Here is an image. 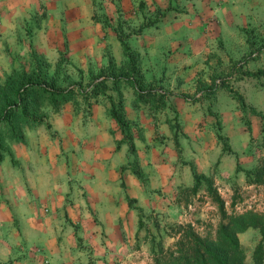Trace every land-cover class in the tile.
I'll return each instance as SVG.
<instances>
[{"label":"rangeland","instance_id":"obj_1","mask_svg":"<svg viewBox=\"0 0 264 264\" xmlns=\"http://www.w3.org/2000/svg\"><path fill=\"white\" fill-rule=\"evenodd\" d=\"M170 8L182 12L185 7L177 4ZM195 10V15L187 12V17L204 15ZM162 16L158 9L153 15L146 12L140 28L151 27L155 19ZM97 19L105 29H116L123 35L136 31L122 20L113 23L115 28H111L106 16L99 14ZM259 19L239 22V29L234 27V34L241 35L242 45L236 46L237 38L226 34L223 41H217L216 52H211L212 44L205 46L207 51L198 55L205 61L204 66L193 75L184 66L171 71L137 69V55L132 73L125 70L124 59L110 69L107 62L100 67L80 70L70 64L66 52L56 58L40 53L36 47L37 39L30 36V47L25 55H5V60L9 58L16 62V71L20 72L19 66L24 65L26 73L33 71L48 82L54 76L55 85L71 89L73 94L59 104L57 110L49 106L44 96L37 97L34 118L41 122L22 124L19 139L9 138L10 133L0 130V161H17L15 153L25 148L29 141L26 132L36 128L44 130L49 113L59 112L67 106L75 114L86 117L94 104L101 103L108 111L110 99L115 102L119 93L121 97L134 93L143 106L137 118L128 119L135 150L133 153L127 150L118 182L119 197L113 195L114 206L123 207L121 220L127 226L128 239L123 241L121 253L119 247L111 243L114 241L106 243L107 237L101 231L103 248L107 252L110 250L113 258L98 264H153L152 245L158 244L162 249L170 247L176 239L174 229L178 225H190L199 237L211 238L220 216L204 186L200 185L195 192L191 190L193 171L211 178L226 213L264 214V20ZM231 28H226V32L232 33ZM185 48L178 49L176 60L187 57L197 60V57L192 59L193 52H187ZM234 49L236 52H232ZM104 57L105 61L111 58L108 49H104ZM11 73L12 69L0 72V85ZM166 73L170 75L165 76ZM118 76L122 79L117 87H113L111 78ZM122 76L132 77L135 83ZM104 77L107 78L106 88L95 97L90 96L91 84ZM165 78L170 82H165ZM138 148L139 152L136 151ZM247 170L252 171L249 178L245 177ZM253 171L259 173L260 182H254ZM5 196L1 182L0 199L6 201L3 205L6 215H11L14 207L2 198ZM98 217L93 216V221H100ZM18 232V229L0 228V264L23 263H17V260L22 261L23 253L29 250L25 252L26 247L20 243L17 248L10 246ZM237 237L244 263L252 264V252L261 243V264H264V240H260L258 230L248 228ZM74 248L86 256L90 254L89 247L82 246L78 238ZM81 264L94 262L87 260Z\"/></svg>","mask_w":264,"mask_h":264},{"label":"crops","instance_id":"obj_2","mask_svg":"<svg viewBox=\"0 0 264 264\" xmlns=\"http://www.w3.org/2000/svg\"><path fill=\"white\" fill-rule=\"evenodd\" d=\"M177 4L185 7L182 12L170 8ZM155 9L162 18L153 17L156 21L151 27L140 28L144 14L153 15ZM194 10L204 15L188 18L186 13L194 14ZM99 14L107 17L111 28L122 20L136 30L126 36V44L138 57L137 69L171 71L184 66L193 75L204 66L198 55L207 51L205 46L212 44L211 52H216L217 41H223L226 34L234 35L239 46L241 35L234 34V27L239 29V22L264 20V0H0V72L17 67L5 55H25L30 36L37 39L40 53L56 58L66 52L70 64L80 70L106 65L104 49L118 64L124 57L116 31L102 27ZM183 46L197 60L177 61ZM135 96L122 95L127 120L142 112ZM68 108L49 113L44 130L26 132L29 141L15 153L17 161H0V183L6 191L2 198L14 207V213L6 215V201L0 199V228L18 229L10 246L17 248L20 243L25 252L29 250L17 263L81 264L91 260L98 264L113 258L103 248L101 231L106 243L114 241L111 243L121 253L123 241L128 239L127 226L121 220L123 207L114 206L113 196L119 197L127 147L121 143L116 148L120 133L101 103L94 104L86 117ZM93 216H100V221L94 222ZM76 238L89 247V255L74 248Z\"/></svg>","mask_w":264,"mask_h":264},{"label":"trees","instance_id":"obj_3","mask_svg":"<svg viewBox=\"0 0 264 264\" xmlns=\"http://www.w3.org/2000/svg\"><path fill=\"white\" fill-rule=\"evenodd\" d=\"M115 31L124 57L125 70L132 73L135 70L134 58L136 54H132V50L126 44L125 36L127 35H123V32L119 30L115 29ZM108 63V69L114 67L111 58ZM23 66H19L20 72L16 71L18 67L12 69L11 75L7 76L4 83L0 85V130H6L10 133L9 138L13 137L15 139L20 137L19 129L22 124L41 122L40 119L34 118L35 111L38 108L36 104L37 97L44 96L49 106L57 110L58 105L69 100L73 94L71 89L55 85L54 76L48 82L33 71L26 73ZM99 74L103 76L101 71ZM122 77L131 80L133 84L135 83L132 77ZM121 79L119 76L111 78L110 84L117 87V83ZM106 82L107 78L104 77L92 83L89 90L90 96L95 97L100 94L106 88ZM116 93H119V91L116 90ZM122 107V97L119 93L115 102L113 99L109 101L108 117L116 124L122 136L116 143V148L119 144L126 143L128 152L133 153L135 149L129 133V122L123 114ZM30 112L32 114H29ZM250 173L252 171H245V177L249 178L248 174ZM253 173L254 182H260L259 173L255 171ZM200 185L204 186L205 192L216 205L220 216L213 236L211 238H201L190 225H178L174 229L176 239L170 247L162 249L158 244L152 245L153 264H245L237 235L248 228H256L260 240H264V214L250 211L226 213L223 201L212 187L211 178L196 174L193 171L191 190L195 192ZM262 256V245L258 243L252 252V264H261Z\"/></svg>","mask_w":264,"mask_h":264}]
</instances>
